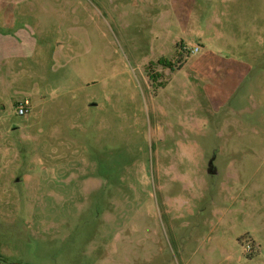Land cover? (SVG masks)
<instances>
[{"label": "rangeland", "instance_id": "1", "mask_svg": "<svg viewBox=\"0 0 264 264\" xmlns=\"http://www.w3.org/2000/svg\"><path fill=\"white\" fill-rule=\"evenodd\" d=\"M33 4L0 59V264H264V0Z\"/></svg>", "mask_w": 264, "mask_h": 264}, {"label": "crops", "instance_id": "2", "mask_svg": "<svg viewBox=\"0 0 264 264\" xmlns=\"http://www.w3.org/2000/svg\"><path fill=\"white\" fill-rule=\"evenodd\" d=\"M37 0H0V59L11 58L13 39L5 32L11 31L16 23L23 22L21 14L41 12L44 8L33 4Z\"/></svg>", "mask_w": 264, "mask_h": 264}, {"label": "built area", "instance_id": "3", "mask_svg": "<svg viewBox=\"0 0 264 264\" xmlns=\"http://www.w3.org/2000/svg\"><path fill=\"white\" fill-rule=\"evenodd\" d=\"M29 112L28 102L24 100L22 103L17 104L16 113L20 116L26 115Z\"/></svg>", "mask_w": 264, "mask_h": 264}, {"label": "water", "instance_id": "4", "mask_svg": "<svg viewBox=\"0 0 264 264\" xmlns=\"http://www.w3.org/2000/svg\"><path fill=\"white\" fill-rule=\"evenodd\" d=\"M207 167H208L207 168V173L208 174H214L215 170H214V168L212 166V162L211 161L208 162V166Z\"/></svg>", "mask_w": 264, "mask_h": 264}]
</instances>
